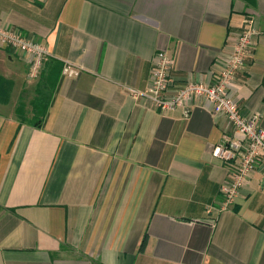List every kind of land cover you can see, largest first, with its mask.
Segmentation results:
<instances>
[{
	"label": "crops",
	"instance_id": "obj_1",
	"mask_svg": "<svg viewBox=\"0 0 264 264\" xmlns=\"http://www.w3.org/2000/svg\"><path fill=\"white\" fill-rule=\"evenodd\" d=\"M247 19L231 94L264 127V0H0L1 26L79 68L61 69L35 126L16 112L32 115L39 77L0 46V264H264V166L223 208L230 175L211 150L226 116L202 99L163 113L148 95L157 51L176 83L210 82Z\"/></svg>",
	"mask_w": 264,
	"mask_h": 264
},
{
	"label": "built area",
	"instance_id": "obj_2",
	"mask_svg": "<svg viewBox=\"0 0 264 264\" xmlns=\"http://www.w3.org/2000/svg\"><path fill=\"white\" fill-rule=\"evenodd\" d=\"M257 30L251 20H245L243 29L235 36L231 53L217 73L211 74V81H185L176 83L172 75L173 59L165 50L155 54L149 77V97L161 112L177 107L188 116L192 100L209 102L213 115L223 114L232 127V134L213 146L211 153L225 161L230 179L220 185L222 206L227 208L234 202L246 181L258 166H264V127L260 124L258 112L241 113L231 92L238 71L251 54ZM0 46L10 47L28 58V79L39 77L41 68L50 52L40 42L23 35L13 27L0 25ZM79 68L64 61L62 73L76 75ZM131 96L146 95L129 88Z\"/></svg>",
	"mask_w": 264,
	"mask_h": 264
},
{
	"label": "trees",
	"instance_id": "obj_3",
	"mask_svg": "<svg viewBox=\"0 0 264 264\" xmlns=\"http://www.w3.org/2000/svg\"><path fill=\"white\" fill-rule=\"evenodd\" d=\"M61 69V62L52 58L46 60L35 86V95L31 100L32 115L31 117L26 116L24 103L21 102L16 112L20 120L29 119L33 125L40 126V122H42V119L47 113L51 95L57 85Z\"/></svg>",
	"mask_w": 264,
	"mask_h": 264
},
{
	"label": "rangeland",
	"instance_id": "obj_4",
	"mask_svg": "<svg viewBox=\"0 0 264 264\" xmlns=\"http://www.w3.org/2000/svg\"><path fill=\"white\" fill-rule=\"evenodd\" d=\"M27 78H28V77H27ZM26 94H27V93H26ZM27 95L29 96V98H30L31 96L33 97V96H34V92L31 91V92H29ZM32 97H31V98H32ZM29 98L26 96V98H25L26 102L29 100ZM28 103H29V102H28ZM28 105H30V104H28ZM27 116H28V117H31V115H30V116L27 115Z\"/></svg>",
	"mask_w": 264,
	"mask_h": 264
}]
</instances>
